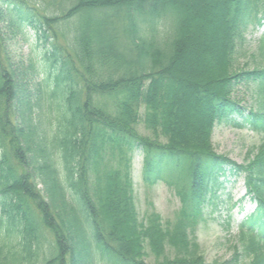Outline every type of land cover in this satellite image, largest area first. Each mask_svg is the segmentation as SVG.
<instances>
[{
	"label": "trees",
	"instance_id": "trees-1",
	"mask_svg": "<svg viewBox=\"0 0 264 264\" xmlns=\"http://www.w3.org/2000/svg\"><path fill=\"white\" fill-rule=\"evenodd\" d=\"M211 1L0 0V264H147L165 238L190 245L235 176L256 206L232 257H169L162 245L152 264H264V144L238 164L207 140L216 124L264 133V32L261 66L236 71L264 0ZM206 23L219 30L200 51ZM18 41L28 52L17 60ZM194 48L204 62L186 75ZM242 81L248 109L235 97ZM136 152L142 180L179 197L173 233L139 217Z\"/></svg>",
	"mask_w": 264,
	"mask_h": 264
},
{
	"label": "rangeland",
	"instance_id": "rangeland-1",
	"mask_svg": "<svg viewBox=\"0 0 264 264\" xmlns=\"http://www.w3.org/2000/svg\"><path fill=\"white\" fill-rule=\"evenodd\" d=\"M204 2L208 7H212L214 4L211 0H204ZM261 20V24L257 28L249 29L244 35L245 42L241 46V54L236 61L237 72L252 71L255 67L261 66L256 56L259 38L264 32V17ZM206 25L209 31L201 30L198 34V36H203L200 51H208L211 48L213 36L216 38L219 30L208 23ZM211 32H213L212 35L210 34ZM29 34L32 36L33 30H29ZM10 44L13 50L12 55L15 59L18 60V58L26 56L28 51L25 43L18 41ZM200 51L194 48L193 51L189 52L190 54L187 56L184 66L186 75L195 72L198 65L204 62L205 57L202 59L198 56ZM249 87L250 85L243 84V81L235 87L236 100L247 109L252 104L251 88L249 89ZM139 130L141 133H147L142 126L139 127ZM207 140L212 151L227 155L228 159L235 163L246 164L260 152V148L264 144V133L254 132L249 128L236 129L216 124ZM142 158V153L136 152L132 161L136 210L140 218H150L146 222H151L153 230L160 227L159 234L164 233L168 229H172L173 233L176 224H179L178 219L181 209L179 197L170 186L163 182L149 185L142 180ZM228 179V190L230 187L227 197L228 202H224L225 195H223L219 198L220 203L216 208L212 202L205 205L203 208L204 220L199 221L198 219L194 232L189 235L191 244H171L165 238V240L161 241L160 247L152 249L154 254L148 255L146 258L147 264H152L154 260H157L162 255V245H164V254L169 257L175 255L178 257H196V254H198L202 257V260L208 263L213 261L222 262L232 257L238 236L237 224L244 215L254 209L255 203L251 198H248L250 196L247 195L243 176L229 177ZM232 204H235V206L230 208ZM229 215L230 224L226 228L224 223ZM146 250H149L147 246Z\"/></svg>",
	"mask_w": 264,
	"mask_h": 264
}]
</instances>
